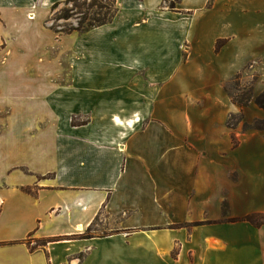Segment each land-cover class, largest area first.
I'll return each instance as SVG.
<instances>
[{
	"label": "crops",
	"instance_id": "crops-1",
	"mask_svg": "<svg viewBox=\"0 0 264 264\" xmlns=\"http://www.w3.org/2000/svg\"><path fill=\"white\" fill-rule=\"evenodd\" d=\"M59 1L0 0L18 37L0 49V264H264L257 229L223 221L264 212V140L234 145L221 110L247 62L264 70V0H115L63 35L44 25Z\"/></svg>",
	"mask_w": 264,
	"mask_h": 264
},
{
	"label": "rangeland",
	"instance_id": "rangeland-1",
	"mask_svg": "<svg viewBox=\"0 0 264 264\" xmlns=\"http://www.w3.org/2000/svg\"><path fill=\"white\" fill-rule=\"evenodd\" d=\"M67 0L59 1L58 7L52 11V5L49 7L48 17L45 20V27L53 28L56 31L67 30L70 27H77L80 22V15L81 12L90 13L89 18H91L93 13L98 12L97 17L103 18L110 13H112V5L113 0H89L86 3H67ZM171 0H165L162 3L163 7L168 8ZM56 3V2H55ZM102 6V7H101ZM172 11H177L172 10ZM67 14L68 18L64 19L62 16ZM4 25L0 24V38L2 37L3 40H0V45L6 43V47H13V39H17L18 37L13 38L15 32H5ZM51 30V29H50ZM57 34V33H56ZM59 35V34H58ZM63 35V34H61ZM20 38V37H19ZM2 41V42H1ZM219 43H224V40H219L216 42L215 50L217 51V45ZM4 48V49H5ZM53 49H56L54 47ZM256 60L249 61L245 64L243 68H241L232 78V80L224 86L225 100L224 104L221 105V110L225 112V128L228 132L232 134V142L234 143L233 139L236 141V144H262L264 140V110L259 108L254 103V98L264 91V70L262 67L259 70H254V65H257ZM196 76V80L193 83V87L196 88L197 92H200V89L206 86V74L201 72L194 74ZM206 98L203 99H195L191 100L190 106L192 107L191 112L195 113H204L206 110L210 113L211 106L208 105L206 102ZM183 108V106H179ZM185 107H187L185 105ZM213 112H216L213 109ZM220 110V109H219ZM218 110V111H219ZM75 123H81L76 121ZM254 126H263L260 129L255 128ZM249 132H254L255 137H250L245 142V134ZM223 209L225 213H227L228 205L225 202L223 204ZM254 214V213H253ZM241 218V217H240ZM232 219V218H231ZM229 221L227 216L223 218V221ZM264 221V212H260L259 216L255 217V222H263ZM196 225V224H195ZM255 227V226H254ZM257 230L255 231H248L245 233L248 240H261L264 241V223L259 227H255ZM96 229L95 234H101L103 229L102 227H93ZM90 233V232H89ZM27 245L30 248L42 247V240L34 238L33 236L29 237L27 240Z\"/></svg>",
	"mask_w": 264,
	"mask_h": 264
},
{
	"label": "trees",
	"instance_id": "trees-1",
	"mask_svg": "<svg viewBox=\"0 0 264 264\" xmlns=\"http://www.w3.org/2000/svg\"><path fill=\"white\" fill-rule=\"evenodd\" d=\"M87 1L89 0H67L66 2L67 3H74V4H77V3H86ZM165 0H163L164 2ZM180 2V0H171L170 4L168 5V8L170 10H176V7H177V4ZM60 2H56L52 5V11H54L58 5H59ZM102 7V6H101ZM117 12V7L115 5V0H113V5H112V13H110L109 15L103 17V18H99L97 17L98 15V12H95L93 13L94 16H92L91 18H89V15L90 13L92 14V12H87V13H83L81 12L80 15L82 16L80 18V22H79V25L77 27H70L68 28L67 30H61V31H56L54 30L53 28H50L53 32L61 35V34H68V33H73V32H77V33H85L95 27H98V26H102V25H105L107 23H110L115 14ZM62 18L66 19L68 18L67 14H64L62 16ZM222 43H219L217 45V49L220 47ZM4 47V44H1L0 45V49ZM254 103L259 107L261 108L262 110H264V91L261 92L260 94H258L255 98H254ZM72 125H76L75 123V120L73 119L72 120ZM255 128H258L260 129L261 127L263 126H254ZM234 141V145H236V141L233 139ZM23 190L27 193H31L32 191L30 190V188H23ZM260 213H254V214H248V215H245L241 218H232L230 219L229 221H247L249 223H251L253 226L255 227H259L260 225H262L264 223L263 222H255V217L256 216H259ZM84 237V236H83ZM85 237H87V235H85ZM47 241H51L49 239H43L42 240V244L41 245H44ZM82 256L83 254L81 253L78 258L79 259H82Z\"/></svg>",
	"mask_w": 264,
	"mask_h": 264
}]
</instances>
